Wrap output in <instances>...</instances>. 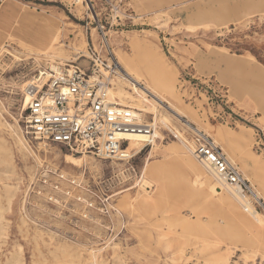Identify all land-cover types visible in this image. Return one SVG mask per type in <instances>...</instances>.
Here are the masks:
<instances>
[{
	"label": "rangeland",
	"instance_id": "obj_1",
	"mask_svg": "<svg viewBox=\"0 0 264 264\" xmlns=\"http://www.w3.org/2000/svg\"><path fill=\"white\" fill-rule=\"evenodd\" d=\"M17 1L53 17L58 29L51 45L11 39L0 49V264H264V169L254 164L264 163V0H252L254 12L241 10L247 0ZM108 53L159 59L195 120L190 125L229 135L224 141L251 186L246 199L259 223L174 136L176 128L189 137L191 128L166 101L143 116L154 138L146 145L145 134L126 136L124 159L26 134V81L54 63L88 69L90 56L110 62ZM150 164L164 167L162 191L145 176ZM207 178L209 196L230 199L254 225L207 203L198 194ZM142 179L152 184L148 191Z\"/></svg>",
	"mask_w": 264,
	"mask_h": 264
},
{
	"label": "built area",
	"instance_id": "obj_2",
	"mask_svg": "<svg viewBox=\"0 0 264 264\" xmlns=\"http://www.w3.org/2000/svg\"><path fill=\"white\" fill-rule=\"evenodd\" d=\"M89 49L94 56V47ZM90 59L88 69L74 63L58 66L57 71L42 69L24 83L25 132L34 140L62 145L70 152L105 160L124 159L128 140L123 134L143 133L148 137L144 141L147 145L154 138V126L111 95L109 78L116 72L115 63L111 59ZM185 138L195 159L226 184L239 187L242 197L253 195L239 167L210 135L191 129V135Z\"/></svg>",
	"mask_w": 264,
	"mask_h": 264
},
{
	"label": "bare ground",
	"instance_id": "obj_3",
	"mask_svg": "<svg viewBox=\"0 0 264 264\" xmlns=\"http://www.w3.org/2000/svg\"><path fill=\"white\" fill-rule=\"evenodd\" d=\"M260 3L263 4L264 1H261ZM255 6H256V3L254 4L252 0H247V2L242 4L241 10L243 9L244 11L248 10L250 12L252 11L254 12L257 10L256 8H254ZM54 38H55V34L53 35L50 43H52ZM78 54L79 53H77V56H76L77 58L80 56ZM110 59L115 63L116 71H117L116 75H112L109 78L111 82L110 93L112 96L115 97V100L119 104L134 108V111L137 113V115H139L142 118L144 116V113L156 112V103H158L159 101H166L168 103V106H167L168 109L171 110L172 113H174L179 119L188 118V119H185V124L188 127H190L192 130H195V129L202 130L199 127L195 128L190 125V124H196L195 120H193L189 116V114L182 108L180 98L178 94L175 92V88H174V84L172 80L173 76H171V73L167 69L161 66L160 64L161 61L159 59L152 58V59L146 60L143 57H137V61H135L134 59L130 58L128 55H121V57H118V60H116L113 54H111ZM58 68L59 67L55 63L51 64V69L57 71ZM127 82L132 83L131 86L132 88H134L133 92L129 93L125 91L124 85H126ZM136 89H139L142 92V94H146L147 96H150V99H146L142 94H138V92L136 94L135 92ZM136 95L138 97H136ZM22 109H23V105H22ZM160 120L164 124L171 126L169 122L170 120H168L167 117L160 116ZM173 133H174V136L184 145L186 150H188V152L191 153L190 147L186 146L184 143V140L186 141V138L183 137L182 133L176 128L174 129ZM129 134H131L133 136L132 138L135 140L141 139L143 137V133L135 132V133L123 134L124 138H126V136H128ZM154 134H155V127H154ZM208 135H211L212 137H214L217 143L215 141L214 142L220 145L221 148L229 155V158H230L229 160L231 162L233 163L238 162L237 158L229 150L227 143H225L224 141V139L228 140L229 138L228 134L223 132L221 129L213 128V129H209ZM239 137L243 139L242 134H240ZM75 153H80V152H75ZM80 154H85V153H80ZM254 164L264 169V163L258 164L255 161ZM184 165H186L188 168H193L194 166H196L190 159H185ZM204 167H206L208 172L215 178L216 182L221 187L230 191V194L232 195V197L236 199V201L242 205L243 209H245L259 223L261 219L257 218L254 215L256 214L255 210L251 206L248 199L241 196L239 187H234V186L226 184L225 182L222 181V179L218 178L213 173V171L210 170L207 166L204 165ZM163 168H164L163 165L150 164L147 168V172L145 175L147 178L154 180L155 183H157V185L160 186L161 191L164 186V182L162 178L163 176L162 172L164 171ZM183 181L188 183L186 179H183ZM141 186L144 190L148 191L150 187L152 186V184L150 183V181L146 179H142ZM209 186H210V180L207 178L205 180V189L200 190V192L198 193L200 196H203L204 200L207 201V203H209L214 208H216V206L226 207L227 213L231 214V216H233L236 220L240 219V221L242 220L244 222H249L245 214H243L239 210H236L233 205L231 206L230 199L223 197V198H218L214 200L212 196H209L210 194H208L207 192V189L209 188ZM257 198L259 199V196ZM149 200H150V197L143 198L141 201L143 203H146ZM250 223L251 225H254L251 221L249 222V224Z\"/></svg>",
	"mask_w": 264,
	"mask_h": 264
},
{
	"label": "crops",
	"instance_id": "obj_4",
	"mask_svg": "<svg viewBox=\"0 0 264 264\" xmlns=\"http://www.w3.org/2000/svg\"><path fill=\"white\" fill-rule=\"evenodd\" d=\"M57 29L58 24L54 18L42 13L41 9L37 10L35 7L27 6L17 0H6L0 4V49L11 39L45 47L50 44ZM237 56L251 60L248 56ZM220 75L228 79L229 85L234 91L236 86L234 87L229 78L230 75L225 74L222 70ZM247 102L254 104L251 93L250 97L248 95Z\"/></svg>",
	"mask_w": 264,
	"mask_h": 264
}]
</instances>
